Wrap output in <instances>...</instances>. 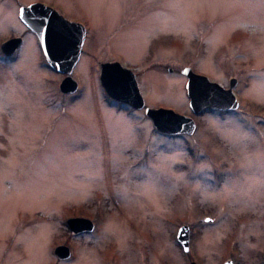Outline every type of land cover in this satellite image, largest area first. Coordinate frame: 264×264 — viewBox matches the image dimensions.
<instances>
[{
    "label": "rangeland",
    "instance_id": "374dc122",
    "mask_svg": "<svg viewBox=\"0 0 264 264\" xmlns=\"http://www.w3.org/2000/svg\"><path fill=\"white\" fill-rule=\"evenodd\" d=\"M25 1L0 0V43L23 36L13 58L0 57V257L52 263L61 215L94 203L98 235L73 238L78 258L57 264H100L102 254L189 264L185 252L198 264H264V0H63L88 28L71 92L58 87L65 72L38 61L16 14ZM118 55L147 106L194 116L184 65L222 86L236 76L237 104L195 116L191 133L159 131L144 102L104 94L99 64ZM185 223L187 251L175 236ZM29 253L40 256L18 257Z\"/></svg>",
    "mask_w": 264,
    "mask_h": 264
},
{
    "label": "water",
    "instance_id": "95a60500",
    "mask_svg": "<svg viewBox=\"0 0 264 264\" xmlns=\"http://www.w3.org/2000/svg\"><path fill=\"white\" fill-rule=\"evenodd\" d=\"M19 18L35 33L42 54L47 63L56 71L65 72L58 82L62 91L71 92L76 88V80L70 70L77 59L80 44L83 40L84 27L76 20L62 16L53 7L40 1H33L19 6ZM19 36H12L0 43L4 54H10L18 45ZM98 79L105 94L110 98L138 108L143 104L133 72L117 60L102 61L99 64ZM186 76L184 87L188 97V106L193 112L204 107L233 108L237 104L232 86L235 77L228 79L227 86L208 79L205 74L193 71L188 65L181 67ZM144 113L150 118L153 126L162 132H190L194 126L193 118L178 112L171 107L144 106ZM86 218L67 217L70 228L83 223ZM87 226V225H86ZM81 227V226H80ZM176 239L185 250L187 248V225L180 224L175 232ZM58 256L66 255V246L54 247ZM189 264H196L193 260ZM221 264H230L226 259Z\"/></svg>",
    "mask_w": 264,
    "mask_h": 264
},
{
    "label": "flooded vegetation",
    "instance_id": "af4514ba",
    "mask_svg": "<svg viewBox=\"0 0 264 264\" xmlns=\"http://www.w3.org/2000/svg\"><path fill=\"white\" fill-rule=\"evenodd\" d=\"M33 1H41L47 5H50L52 6L53 8H55L61 15H63L64 17L68 18V19H73V20H78L80 21L83 26H84V35H83V38L85 36V32H86V28H87V25H85L84 21L82 19H80V16L77 15L78 13H75V12H70L71 15L68 16L69 14V9L67 8L68 6L63 2V0H27L25 2H22L23 4H27V3H30V2H33ZM18 4L17 5V8H16V14H17V10L19 8V6L23 5V4ZM18 17V16H17ZM19 19V18H18ZM20 20V19H19ZM21 21V20H20ZM22 22V21H21ZM23 23V22H22ZM25 26V28L27 29H30L28 28L25 24H23ZM88 29V28H87ZM11 36H19L20 37V40L18 42V45L13 49V51L6 55L4 54L2 51L0 53V57L2 59H11L14 57L16 51L18 50V48L21 46L22 42H23V36L18 34V35H11ZM83 42V40H82ZM82 44V43H81ZM38 48H39V52H40V55L37 57L38 61L41 62V63H45L44 61V58L42 56V53H41V50H40V47L38 45ZM117 53V52H116ZM120 55L118 56H114L112 58H109V59H104L103 61H110V60H117L118 62H120L122 65L128 67L131 69V71L133 72L134 76H135V72L133 71V69L126 64V62H121V59L119 57ZM47 64V63H46ZM45 64V65H46ZM192 68V67H191ZM194 71H197V72H202V73H205L207 75L206 72H203V71H200V70H197L195 68H192ZM181 73V72H180ZM182 75L184 76V74L182 73ZM230 76H234V75H230ZM185 77V76H184ZM208 77V76H207ZM236 77V76H234ZM209 78V77H208ZM136 80V83H137V86L139 88V91L141 93V90H140V87H139V83H138V79H135ZM237 80V79H236ZM236 82V81H235ZM226 85V84H225ZM224 85V86H225ZM235 95H236V98L238 97L237 96V91L235 90V87L233 89ZM142 95V98H143V102H144V105H145V99H144V96L143 94L141 93ZM237 101H238V98H237ZM118 105L121 104V103H117ZM151 106H158V105H161V106H166V105H162V104H150ZM140 109V108H139ZM143 109V108H142ZM190 110V109H189ZM209 110H215L217 111V113H222V112H229L231 110H234V109H220V110H217L215 108H208V107H205L203 109H201L200 111L194 113V116H193V119L195 116L197 115H200L202 113H204L205 111H209ZM192 114L193 112L190 111ZM192 117V115H190ZM150 120V119H149ZM193 129H195V119H194V127ZM193 131V130H192ZM191 131V132H192ZM190 132V133H191ZM212 155V154H211ZM216 158V157H215ZM208 160H210V158H207ZM216 159H219V158H216ZM216 175V174H215ZM87 204V203H86ZM92 208L91 210H86L85 209V206H79L78 208H74L73 207V211L65 214V215H61L60 217V223H61V226H62V230H63V233L65 234V236L63 237L62 241L60 242H57L55 244H53L51 247L49 246L48 249H47V257L50 258V260L53 259V262L50 263V264H57L58 262L60 261H76V259L78 258V250H81L82 246L80 248H77L74 246V243L72 241L73 238L80 244L84 243V242H81L80 239H86L85 236L86 235H90V236H97L98 233H99V230H100V222L102 219H104V215L101 217L100 213L95 209L94 207V203H92ZM76 210V211H74ZM71 216H74V217H83V218H86V220L83 222V223H80L78 224L77 226H75L74 228H70L66 222V218L67 217H71ZM205 217H208L207 214L205 215ZM187 224V223H186ZM87 225V226H86ZM81 226V227H80ZM188 226V244H189V240H190V225L187 224ZM63 244L66 246V255L65 256H58L56 253H55V250H54V247L56 246V244ZM89 243V241H87V244ZM188 249V248H187ZM187 251V250H185ZM85 252V251H84ZM187 258H188V262L190 260H193L190 258V255H188L186 252H185ZM11 256H14L15 258V255H12V254H9L7 257L5 256L4 258L3 257H0V264H15V260L16 259H10ZM38 256H40L39 254H36V253H29V254H18V257H25V259H28L29 260H36L38 258ZM85 257V261L88 260V257L87 255L84 256ZM114 257V256H113ZM119 257V256H118ZM41 258H39L40 260ZM112 259V256H104L103 254L100 255V264H110V261ZM42 261V260H40ZM118 263L119 261L116 260ZM187 262V263H188ZM196 262V261H195ZM117 263V264H118ZM38 264H41V263H38ZM86 264V262H85ZM112 264H116V263H112ZM198 264V263H197ZM232 264V260H231V263Z\"/></svg>",
    "mask_w": 264,
    "mask_h": 264
}]
</instances>
